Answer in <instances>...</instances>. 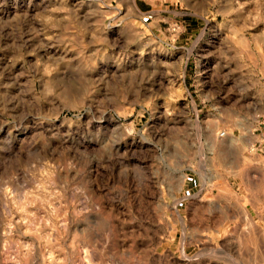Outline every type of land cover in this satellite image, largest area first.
I'll list each match as a JSON object with an SVG mask.
<instances>
[{"label":"rangeland","instance_id":"1","mask_svg":"<svg viewBox=\"0 0 264 264\" xmlns=\"http://www.w3.org/2000/svg\"><path fill=\"white\" fill-rule=\"evenodd\" d=\"M0 264H264V0H0Z\"/></svg>","mask_w":264,"mask_h":264},{"label":"built area","instance_id":"2","mask_svg":"<svg viewBox=\"0 0 264 264\" xmlns=\"http://www.w3.org/2000/svg\"><path fill=\"white\" fill-rule=\"evenodd\" d=\"M220 135H221V136L225 135V132H224V131H221V132H220Z\"/></svg>","mask_w":264,"mask_h":264},{"label":"bare ground","instance_id":"3","mask_svg":"<svg viewBox=\"0 0 264 264\" xmlns=\"http://www.w3.org/2000/svg\"><path fill=\"white\" fill-rule=\"evenodd\" d=\"M177 201V200H176ZM182 225V224H181Z\"/></svg>","mask_w":264,"mask_h":264}]
</instances>
